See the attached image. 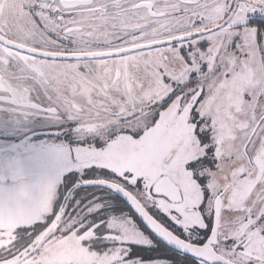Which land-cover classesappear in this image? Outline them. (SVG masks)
<instances>
[{
	"label": "snow or ice",
	"instance_id": "6c2138e0",
	"mask_svg": "<svg viewBox=\"0 0 264 264\" xmlns=\"http://www.w3.org/2000/svg\"><path fill=\"white\" fill-rule=\"evenodd\" d=\"M0 264H264V0H0Z\"/></svg>",
	"mask_w": 264,
	"mask_h": 264
},
{
	"label": "rangeland",
	"instance_id": "374dc122",
	"mask_svg": "<svg viewBox=\"0 0 264 264\" xmlns=\"http://www.w3.org/2000/svg\"><path fill=\"white\" fill-rule=\"evenodd\" d=\"M130 209L128 208V209H125V211H129ZM130 214H132L133 215V219H135L136 221H137V223H138V225H140V227L142 228V230H144V229H146L143 225H142V223L137 219V217L133 214V212L131 211L130 212ZM148 231V230H147ZM149 232V231H148ZM150 233V232H149ZM151 234V237H152V239H153V241H154V247L156 248V249H159V251H156V252H149L147 255L149 256V257H160V256H165L166 254H167V252H166V250H167V248L165 249L164 247H162L161 246V243H160V241L159 240H157L154 236H153V234L152 233H150ZM136 247H142L141 245H137Z\"/></svg>",
	"mask_w": 264,
	"mask_h": 264
},
{
	"label": "water",
	"instance_id": "95a60500",
	"mask_svg": "<svg viewBox=\"0 0 264 264\" xmlns=\"http://www.w3.org/2000/svg\"><path fill=\"white\" fill-rule=\"evenodd\" d=\"M129 208H131V206L129 205ZM134 212V210H132ZM135 214V213H134ZM137 216V215H136ZM138 217V216H137ZM138 219L141 221V223L147 228L148 231H150L158 240H160L164 245H166L167 247H169L170 249H172L174 246L168 244L166 241H164L161 237L157 236L154 232H152V230L150 228H148V226L146 224H144L142 218L138 217Z\"/></svg>",
	"mask_w": 264,
	"mask_h": 264
},
{
	"label": "flooded vegetation",
	"instance_id": "af4514ba",
	"mask_svg": "<svg viewBox=\"0 0 264 264\" xmlns=\"http://www.w3.org/2000/svg\"><path fill=\"white\" fill-rule=\"evenodd\" d=\"M129 209H131V208H129ZM133 212V211H132ZM133 214H134V212H133ZM135 215V214H134ZM136 216V215H135ZM137 217V216H136ZM137 219H138V217H137ZM139 220V219H138ZM140 221V220H139ZM141 222V221H140ZM143 225V224H142ZM144 226V225H143ZM145 227V226H144ZM146 228V227H145ZM147 229V228H146ZM150 232V231H149ZM151 233V232H150ZM154 236V235H153ZM155 237V236H154ZM157 239V238H156ZM158 240V239H157ZM160 241V240H159ZM160 243H161V246L162 247H164V246H166V245H164L161 241H160ZM167 247V246H166ZM168 249H170L169 247H167Z\"/></svg>",
	"mask_w": 264,
	"mask_h": 264
},
{
	"label": "trees",
	"instance_id": "16d2710c",
	"mask_svg": "<svg viewBox=\"0 0 264 264\" xmlns=\"http://www.w3.org/2000/svg\"><path fill=\"white\" fill-rule=\"evenodd\" d=\"M156 238V237H155ZM164 248L166 249L167 247L166 246H164ZM168 249V248H167Z\"/></svg>",
	"mask_w": 264,
	"mask_h": 264
}]
</instances>
